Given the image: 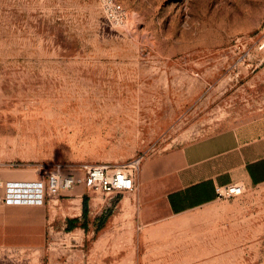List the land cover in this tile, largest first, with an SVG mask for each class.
Listing matches in <instances>:
<instances>
[{
    "label": "rangeland",
    "instance_id": "374dc122",
    "mask_svg": "<svg viewBox=\"0 0 264 264\" xmlns=\"http://www.w3.org/2000/svg\"><path fill=\"white\" fill-rule=\"evenodd\" d=\"M253 123L264 0H0V264H264V183L181 215L157 186L159 159ZM91 166L136 187L5 199Z\"/></svg>",
    "mask_w": 264,
    "mask_h": 264
},
{
    "label": "crops",
    "instance_id": "0c3cea01",
    "mask_svg": "<svg viewBox=\"0 0 264 264\" xmlns=\"http://www.w3.org/2000/svg\"><path fill=\"white\" fill-rule=\"evenodd\" d=\"M230 183H264V133L259 123L219 131L159 159L157 186L170 215L212 203L218 199L216 187Z\"/></svg>",
    "mask_w": 264,
    "mask_h": 264
},
{
    "label": "built area",
    "instance_id": "2783aa9c",
    "mask_svg": "<svg viewBox=\"0 0 264 264\" xmlns=\"http://www.w3.org/2000/svg\"><path fill=\"white\" fill-rule=\"evenodd\" d=\"M78 183H84L88 190L101 191L106 194H120L133 191L136 187V178L126 167L109 170L106 166H91L83 177L73 174H60L50 172L48 175L37 181L9 183L5 199L8 204H34L41 205L47 196H57L65 191H70ZM0 183V188L2 187ZM246 186L242 183H230L216 187L217 198H231L244 193ZM35 194L33 201H26V196L13 197L9 193Z\"/></svg>",
    "mask_w": 264,
    "mask_h": 264
},
{
    "label": "trees",
    "instance_id": "16d2710c",
    "mask_svg": "<svg viewBox=\"0 0 264 264\" xmlns=\"http://www.w3.org/2000/svg\"><path fill=\"white\" fill-rule=\"evenodd\" d=\"M88 201H89V197H88L87 194H85L83 196V201H82V203H83V214H84L85 218L87 217V214H88ZM78 221H79L78 219H73V220L70 221L72 228L77 226L76 223Z\"/></svg>",
    "mask_w": 264,
    "mask_h": 264
},
{
    "label": "bare ground",
    "instance_id": "6f19581e",
    "mask_svg": "<svg viewBox=\"0 0 264 264\" xmlns=\"http://www.w3.org/2000/svg\"><path fill=\"white\" fill-rule=\"evenodd\" d=\"M27 175V174H26ZM34 181H36V180H34ZM22 183L23 182H29V180H24V181H21ZM1 183V182H0ZM10 183H16L15 181H10ZM18 183H20V182H18ZM6 188H7V186H6ZM8 191H7V189H6V193H7ZM9 196L11 197V196H13V197H22V196H26L28 199L26 200V201H33V199L32 198H34L35 197V194H33V193H31V194H24V193H18V191H17V193H9Z\"/></svg>",
    "mask_w": 264,
    "mask_h": 264
}]
</instances>
